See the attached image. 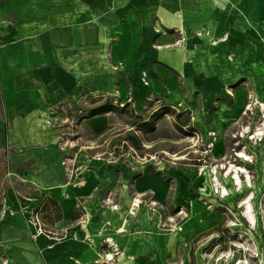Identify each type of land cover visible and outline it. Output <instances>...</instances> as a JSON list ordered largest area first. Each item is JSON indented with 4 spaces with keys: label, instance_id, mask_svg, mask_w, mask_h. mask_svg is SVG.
Masks as SVG:
<instances>
[{
    "label": "rangeland",
    "instance_id": "rangeland-1",
    "mask_svg": "<svg viewBox=\"0 0 264 264\" xmlns=\"http://www.w3.org/2000/svg\"><path fill=\"white\" fill-rule=\"evenodd\" d=\"M227 1L0 0V264H122L123 246L111 260L101 238L78 237L92 211L57 227L58 203L35 189L38 175L78 188L88 174L93 193L95 170L165 184L143 203L177 241L150 264H183L186 250L191 264H264V0ZM166 47L184 48L181 70ZM66 237L77 245L57 247Z\"/></svg>",
    "mask_w": 264,
    "mask_h": 264
},
{
    "label": "crops",
    "instance_id": "crops-1",
    "mask_svg": "<svg viewBox=\"0 0 264 264\" xmlns=\"http://www.w3.org/2000/svg\"><path fill=\"white\" fill-rule=\"evenodd\" d=\"M160 1L166 3L164 5L171 7L182 5L181 0H178V2L174 0L175 3H173L172 1L169 2L167 0ZM198 1L202 4V2H206L207 0ZM89 121L91 122L92 127H94L95 125H99L96 122L95 118L89 119ZM96 165H98L97 162ZM94 172L97 173V176L94 177V180L96 181V192L93 193H87V190L91 189L89 188L88 184L93 181V176H91L89 179L87 178L88 174H85L84 176V179L86 180L85 185L78 188L71 186L67 188L64 187L59 171L56 172L59 173L57 177L52 174L51 178H48V180L45 179L43 175L34 177L37 183V187L35 189L39 193L38 195H44V197H52L53 201H56L58 203L61 219L57 222V227L66 225L65 222L72 215H74L76 208L78 209L79 204H81L85 211H92L94 213V217L92 219H89L90 223H88L86 226H82L83 228L79 230V238L82 239V237H85L86 234L87 236H91L93 238H101L100 240H103L104 237L111 238L118 247L123 246L122 251L125 258H128L130 256L134 257V264H145V262L150 264L151 262H155V260H160V258H155L157 257L156 248L160 245V242L163 241L161 243L163 245V248L168 249L177 241V237L172 233L163 234V232L160 233L159 231H157L158 227L156 228L155 224L153 225L150 223V221H152V218L148 217L147 209L146 207H144L145 205L143 203L145 201L143 200L146 195L153 191V193H160V198L157 199L159 200V202L162 201L164 192L166 190L165 184L161 180L152 178L149 173L147 174V176L140 177L138 179H131L130 174L128 173L121 176V178L119 179V170L117 171V178L115 174L106 173V171L95 170ZM50 189L52 190L51 194L47 192ZM62 193L68 194L66 200H63L61 198ZM77 195L82 196L78 197ZM136 198H142L140 199V209L137 213H135V215L129 216L132 209L131 203ZM104 199H109L114 205L117 206V209L112 210L108 206L103 205L102 201ZM144 213L147 215V222H142L141 219L139 220L138 216L143 215ZM105 215H107L108 220H100L102 219L101 216ZM119 216L121 219L120 224ZM114 218H116V224L111 223L110 221ZM126 219H128V226L125 227L123 233H119V228L123 226ZM67 238L68 237L61 239L58 242L57 247H60L64 242H66L69 247H75L77 245L72 240ZM83 241L85 242V240ZM87 245L90 246L89 244ZM83 247L85 248L86 244ZM180 260L183 264H191L192 260L196 261V258H194V256H191L190 251L186 250V252L183 254V258H181ZM125 261L127 260L125 259ZM130 261L124 263L132 264V262ZM121 263L123 264L122 261Z\"/></svg>",
    "mask_w": 264,
    "mask_h": 264
},
{
    "label": "bare ground",
    "instance_id": "bare-ground-1",
    "mask_svg": "<svg viewBox=\"0 0 264 264\" xmlns=\"http://www.w3.org/2000/svg\"><path fill=\"white\" fill-rule=\"evenodd\" d=\"M209 1H211L212 3H221V5H222V7H223V9L225 10V11H227L230 7H231V4H229L228 3V1L227 0H209ZM257 2V1H256ZM259 2V1H258ZM260 3V2H259ZM233 4V3H232ZM256 4V3H255ZM216 6V5H215ZM250 6V5H249ZM248 8V7H247ZM246 8V9H247ZM244 9V8H243ZM217 12V14H220V11H216ZM246 12H247V10H246ZM164 14V13H163ZM221 14H222V12H221ZM164 17H165V19H166V13H165V15H163ZM175 21V20H174ZM173 21V22H174ZM224 24V23H223ZM173 27V26H172ZM227 27H228V25H227ZM103 30V29H102ZM181 32H182V34L184 33V31H183V29L181 30ZM223 32V31H222ZM101 37V36H100ZM226 39L224 38V39H219V43H221V42H223V43H225L224 41H225ZM229 41V40H228ZM179 43V42H178ZM216 44V42L214 43V45ZM222 47L224 46L223 44L221 45ZM227 46H228V44H227ZM181 47V46H180ZM228 47H230V46H228ZM171 47H166L165 49H163L162 50V55H163V58L169 63V64H171V65H173L174 67H177L178 69H180L181 70V68H183L184 67V65H183V62H184V59L186 58L185 57V55H184V48H171ZM226 48V47H225ZM219 49H221L220 47H219ZM216 50H218V47H217V49ZM223 50H224V48H223ZM226 50L228 51V52H230V50L229 49H227L226 48ZM227 51H224V52H226L227 53ZM223 51H221L220 53H223V54H226V53H224ZM228 72V71H227ZM225 75L226 74H220L219 75V78L220 79H223L224 80V83L221 81L220 83L221 84H225ZM147 76V75H146ZM239 78V77H238ZM238 78H237V80H238ZM234 79H236V78H234ZM236 80V81H237ZM227 84V83H226ZM228 86L230 85V84H227ZM226 85V86H227ZM222 93V92H221ZM255 137V136H254ZM169 153H166V155H168ZM170 156V155H169ZM241 156L242 157H244V156H246V155H244V154H241ZM183 159V157H177V156H172V160H174V161H179V160H182ZM226 168H227V166H226ZM226 170V169H225ZM227 174H229V176L231 177V180H232V184H233V186L235 187V189H240V186H241V183H240V177H239V175H240V173H245V171L242 169V167L241 168H239V167H236V166H234V165H232V164H229V166H228V168H227ZM233 175V176H232ZM228 176V175H227ZM199 178V177H198ZM215 181H216V179H215ZM140 185V184H139ZM213 187V186H212ZM222 190H223V192H222V196L224 197V196H228V193H227V191L224 189V188H222ZM204 192V191H203ZM221 192V191H220ZM155 195H157L156 196V200L159 202V200L157 199V198H160L159 197V195H160V193L158 192V193H154V196ZM252 193H251V197H252ZM133 204H134V206L132 207V209H131V211H130V214H132V215H135V213H137L138 211H139V209H140V204H141V202H140V199H138V198H136V199H134L133 200V202H132ZM131 203V204H132ZM154 204V203H153ZM240 205L243 207L244 206V209H242V218H244V220H246V223L247 224H249L250 226H253V227H255L256 226V223H255V219H254V216H253V213H252V208H251V203H250V199L249 198H247V197H245V198H243L242 199V201L240 202ZM136 211V212H135ZM181 213H183V212H181ZM124 222V221H123ZM126 225H127V222L125 221L124 222V224H123V226L120 228V230H119V232H124V230H125V227H126ZM232 225H234V224H232ZM105 238V237H104ZM57 251H60V250H58L57 249ZM56 251V252H57ZM119 255V254H118ZM132 258L133 257H128V258H125L124 257V254H123V252L120 254V259H121V261L123 262V264H126V263H124V262H129L130 260H132ZM109 259H111V256H109ZM125 259L127 260V261H125ZM129 259V260H128Z\"/></svg>",
    "mask_w": 264,
    "mask_h": 264
},
{
    "label": "built area",
    "instance_id": "built-area-1",
    "mask_svg": "<svg viewBox=\"0 0 264 264\" xmlns=\"http://www.w3.org/2000/svg\"><path fill=\"white\" fill-rule=\"evenodd\" d=\"M134 206V204L132 203V207ZM112 210H116L117 209V206L116 205H113L111 207ZM41 231V229H39ZM102 244L104 246H106V248L108 249L109 253H106L105 254V257L104 258H108L109 259V256H111V260L114 258V257H117L119 258V247L117 246V244L115 242L112 241L111 238H105L103 239L102 241ZM109 260V261H111Z\"/></svg>",
    "mask_w": 264,
    "mask_h": 264
}]
</instances>
